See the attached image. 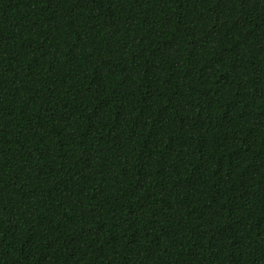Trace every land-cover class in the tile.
<instances>
[{
  "label": "trees",
  "instance_id": "16d2710c",
  "mask_svg": "<svg viewBox=\"0 0 264 264\" xmlns=\"http://www.w3.org/2000/svg\"><path fill=\"white\" fill-rule=\"evenodd\" d=\"M0 264H264V0H0Z\"/></svg>",
  "mask_w": 264,
  "mask_h": 264
}]
</instances>
